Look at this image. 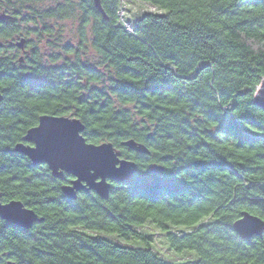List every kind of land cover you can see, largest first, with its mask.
Here are the masks:
<instances>
[{
  "label": "trees",
  "instance_id": "16d2710c",
  "mask_svg": "<svg viewBox=\"0 0 264 264\" xmlns=\"http://www.w3.org/2000/svg\"><path fill=\"white\" fill-rule=\"evenodd\" d=\"M43 1L0 0V201L43 218L28 230L0 219V264H264V231L233 230L244 211L264 221V110L253 103L264 0H136L160 13L130 28L122 0H100L107 19L92 0ZM66 20L74 43L56 27ZM42 115L77 118L86 142L111 143L137 172L107 200L67 198L70 176L14 151Z\"/></svg>",
  "mask_w": 264,
  "mask_h": 264
},
{
  "label": "water",
  "instance_id": "95a60500",
  "mask_svg": "<svg viewBox=\"0 0 264 264\" xmlns=\"http://www.w3.org/2000/svg\"><path fill=\"white\" fill-rule=\"evenodd\" d=\"M96 10L107 19L100 0H92ZM25 39L15 43L23 49ZM3 46L0 43V48ZM2 95L0 93V102ZM253 103L264 110V78L257 87ZM84 125L75 117L42 115L37 125L29 128L23 142L16 144L14 151L25 156L32 165L45 164L55 179L62 180L70 176L68 184L62 186V193L69 199H75L77 193L94 192L102 200H107L113 183L130 181L137 172L134 161L121 157V154L109 142L91 144L82 135ZM122 146L139 154H148V150L133 140H127ZM162 166L153 164L150 171L158 174ZM0 219L22 229H30L43 218L20 201L7 203L0 201ZM234 232L242 240L261 236L264 221L249 212H242L233 223ZM6 264H15L8 261Z\"/></svg>",
  "mask_w": 264,
  "mask_h": 264
},
{
  "label": "rangeland",
  "instance_id": "374dc122",
  "mask_svg": "<svg viewBox=\"0 0 264 264\" xmlns=\"http://www.w3.org/2000/svg\"><path fill=\"white\" fill-rule=\"evenodd\" d=\"M63 0H44L39 6L40 7H48L55 5L58 2H61ZM145 12H158L160 13V10L157 8L143 2H139L136 0H122V5L121 9L118 12L120 20L124 23V25L128 28L133 26L135 23L134 21L136 20L137 17H139L141 14ZM58 29L62 31L63 35V41L64 42H70L74 43L76 39V34H75V28H76V23L74 20H66L63 22H60L59 24L56 25ZM144 229L147 231H151V227L149 225H145ZM117 242H120L122 244H125L127 242L121 241V239H117ZM155 241L157 242L156 247L159 248V251L162 254L167 255L166 248L164 244L161 243V236L156 235Z\"/></svg>",
  "mask_w": 264,
  "mask_h": 264
},
{
  "label": "flooded vegetation",
  "instance_id": "af4514ba",
  "mask_svg": "<svg viewBox=\"0 0 264 264\" xmlns=\"http://www.w3.org/2000/svg\"><path fill=\"white\" fill-rule=\"evenodd\" d=\"M20 50V53H22L24 55V53L26 52V50L23 48V49H19Z\"/></svg>",
  "mask_w": 264,
  "mask_h": 264
}]
</instances>
